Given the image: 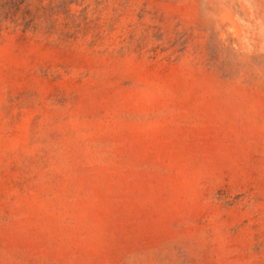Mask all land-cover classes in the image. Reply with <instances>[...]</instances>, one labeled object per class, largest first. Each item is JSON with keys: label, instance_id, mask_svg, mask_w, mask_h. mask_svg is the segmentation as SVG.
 <instances>
[{"label": "rangeland", "instance_id": "374dc122", "mask_svg": "<svg viewBox=\"0 0 264 264\" xmlns=\"http://www.w3.org/2000/svg\"><path fill=\"white\" fill-rule=\"evenodd\" d=\"M0 264H264V0H0Z\"/></svg>", "mask_w": 264, "mask_h": 264}]
</instances>
